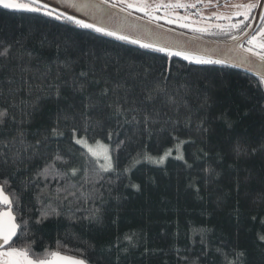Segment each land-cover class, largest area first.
<instances>
[{
  "label": "trees",
  "instance_id": "obj_1",
  "mask_svg": "<svg viewBox=\"0 0 264 264\" xmlns=\"http://www.w3.org/2000/svg\"><path fill=\"white\" fill-rule=\"evenodd\" d=\"M0 39L12 44L9 59L13 63L21 46L42 63H51L57 58L59 45V59L70 55L75 61L74 73L86 71L89 79H100L101 83L90 86L88 92L95 93L105 81L110 89L122 85L102 103L118 95L154 116L156 122L148 129L143 122L117 128L112 120L103 130H89L90 144L100 140L110 149L119 140L129 138L130 142L115 153L117 171L133 163L132 158L145 149L153 157L168 150L172 153L159 165L141 159L130 178H117L115 173L105 175L98 185L105 202L103 223L61 226L59 231L55 225H48L44 244L49 250L73 259L83 258L82 252L87 250V258L94 264H117L121 244L130 247L120 264H264V100L260 91L252 87L257 79L225 66L196 64L141 49L39 13L0 9ZM7 62L0 59V65ZM33 64L43 70L42 65L35 61ZM169 74L171 79H166ZM158 83L165 84L173 97H182L179 131L168 123L176 113L166 96L144 102L145 89ZM205 97L210 107L200 108ZM84 103V94L64 87L61 98L53 95L40 101L29 130L50 128L58 112L64 110L75 116L69 123L81 129L79 138L83 135ZM188 109L192 115L190 128L184 120L190 114ZM221 112L228 113L232 127L217 119ZM16 115L21 118L18 112ZM99 115L94 113V119ZM204 116L208 120L204 127L210 129L206 135L196 130ZM110 128L119 133L112 141L107 138ZM173 136L194 141L180 149L187 163L176 159L177 141ZM28 138L33 139L31 135ZM237 140L248 145L249 151H257L237 156L232 151ZM60 147L76 154L74 162L83 164L86 158L93 162L90 167L95 166L96 159L75 144L70 132ZM82 152L84 157L80 156ZM125 236L129 239L125 240ZM238 253L243 255L237 258Z\"/></svg>",
  "mask_w": 264,
  "mask_h": 264
},
{
  "label": "snow or ice",
  "instance_id": "obj_2",
  "mask_svg": "<svg viewBox=\"0 0 264 264\" xmlns=\"http://www.w3.org/2000/svg\"><path fill=\"white\" fill-rule=\"evenodd\" d=\"M60 2V0H57ZM123 2V0H122ZM199 2V0H198ZM66 7H77L75 0H63ZM101 5L115 7V0L109 3V0H99ZM128 8L136 7L129 3ZM195 4L182 3L181 0H175L174 3L159 4L153 11L159 8L180 9L195 7ZM235 7L244 8L245 11H237L235 15H244L246 18L255 7L264 8V0H255V3L247 5H235ZM0 9L11 10L13 12L39 13L53 18L57 21L65 20L76 27L83 29H92L97 33L109 37H115L117 40L139 44L143 49H153L159 53H166L168 57L182 56L184 60L196 64L224 63L222 60L205 59L202 56L193 55L186 49L173 50L167 43H148L143 42L139 37L130 38L128 35L121 34L115 30H109L103 26H97L94 23H85L83 20L75 19L72 16H65L63 13H56L55 9H49L44 0H0ZM138 11L145 12L146 15H152L144 7H137ZM123 11V9H121ZM106 14L102 11V15ZM159 20V16H152ZM187 20L188 17H178ZM218 19L223 17H217ZM174 21L169 19L168 23ZM180 27H189L187 23L180 24ZM222 31L226 30L223 25H216ZM238 28L236 24L227 25V29ZM194 31L204 32V28H197ZM235 41L233 51L241 64H247L252 71L257 67L252 56L256 57L258 67L261 71L257 72L258 83L252 84L261 93V100H264V53L253 52L252 48L244 47L240 36H231ZM16 43H19L17 41ZM254 41H249V44ZM260 47L264 49V44ZM12 44L0 39V59L8 61L0 65V206H6L7 210H0V264H58L59 261L66 259L60 256L58 252L49 250V246L44 244L46 239V230L48 225H55L57 230L61 226L72 228L75 225L84 223L88 226L101 225L104 220V196L98 188L102 184L105 175L115 173L117 178L122 175H128L130 178L134 167L141 159L152 164H163L167 157L172 153L168 150L164 155L153 157L146 151L138 152L132 158L133 163L126 166L122 171H117L118 157L116 152L122 150L129 142V138L119 140L115 146L110 149L109 145L96 140L94 144L89 143L88 133L90 129L100 128L103 130L106 123L112 120L116 121L117 128L124 124L143 122L145 129H148L151 123H155L154 116L145 108L139 107L135 102L128 104L127 98L116 96L115 100L108 103H102L104 97L110 92H118L122 85H114L112 89L108 87L107 81L104 86L95 93L88 92L92 85L101 83L99 78L89 79V73L81 71L78 74L73 72L75 61L70 55L66 59H59V45L57 48V58L51 62H41L33 56L30 51H26L21 46L18 55L13 63L10 57ZM67 52V49H64ZM251 53V55H248ZM36 65L34 66L33 62ZM55 69V70H54ZM71 73L68 78L66 74ZM166 79H171L169 74ZM64 87H69L73 92L84 94V111L81 116L84 120L82 131L83 135L77 138L81 131L70 121L75 120V116L61 110L50 128L43 130H29L31 117L37 109L41 100L55 96L61 98ZM181 87H184L181 85ZM166 96L167 102L172 106V111L176 113V118H170V123L174 131H179L180 121V102L179 99L170 95L166 85L158 83L152 88L145 89L144 102H151L157 96ZM179 89L177 90V97ZM125 105H128L127 107ZM69 107H74L70 105ZM185 107H187L185 102ZM210 107L207 97L204 98L200 108ZM264 107V105H262ZM105 109L107 111L105 112ZM189 115L184 117L185 126L191 127L192 115L191 109H188ZM199 111V109H197ZM19 113L20 119H17L16 113ZM94 113H101L94 119ZM158 115V113H157ZM143 119L140 121L139 117ZM217 119L223 121L228 127H232L233 121L228 113L221 112ZM208 122L207 116L201 117L196 125L197 132L207 134L210 130L204 125ZM71 133V139L75 144L81 145L86 152L96 158L95 166H89L92 161L85 158L83 164L74 162L78 158L70 149H62L60 144ZM117 129L110 128L107 138L112 141L114 136H118ZM33 139H29V136ZM177 141L176 151L177 160H184L183 154H180L181 146L194 141L180 140L178 136H173ZM237 155H250L257 149L252 148L240 140H237L232 148ZM206 155V153H205ZM81 157L85 153H80ZM103 163H99L100 159ZM191 167V165H188ZM207 171V170H206ZM111 183V182H110ZM138 188V185H131ZM15 213V215H14ZM19 230V231H18ZM15 237V239H13ZM129 237L125 236V240ZM264 241V236H261ZM59 244L60 241L58 240ZM129 246L123 244L117 248V264H120L122 257L126 256ZM42 248L43 251H37ZM85 250L82 252L83 258L73 259L71 264H94L87 258ZM111 253V248H109ZM243 253H238L237 258Z\"/></svg>",
  "mask_w": 264,
  "mask_h": 264
},
{
  "label": "water",
  "instance_id": "obj_3",
  "mask_svg": "<svg viewBox=\"0 0 264 264\" xmlns=\"http://www.w3.org/2000/svg\"><path fill=\"white\" fill-rule=\"evenodd\" d=\"M75 2L77 7L73 8L66 7L63 3V0H60V2H57V0H44V3L48 5L49 9H55L57 14L63 13L65 16H72L75 19L83 20L85 23H94L97 26H103L109 30H115L121 34L128 35L130 38L139 37L143 42L156 44L167 43L173 48V50L186 49L191 54L202 56L205 59H219L224 61V63L212 64L235 69L259 80L257 72L261 71V69L258 67V61L256 60V57L252 56V59L254 62H256L257 67L250 71L247 64H241L236 58V53L233 51L236 42L232 39L214 40L195 36L174 29L162 21L153 19L151 15H146L142 12L135 13L125 10L118 5L115 7L101 5L99 0H75ZM121 9H123V11H121ZM102 11L106 14L102 15ZM263 13L264 8L258 7L247 28L240 35H238L241 37V42L243 43L244 47L252 48L253 52H262V50L259 49L258 45L251 44V46H246L245 44L259 27ZM110 38L116 39L115 37ZM125 43L141 48L139 44H132L129 42ZM146 50L156 52L153 49ZM161 54L166 55V53ZM248 55H251V53ZM172 57L184 60L182 56Z\"/></svg>",
  "mask_w": 264,
  "mask_h": 264
},
{
  "label": "flooded vegetation",
  "instance_id": "obj_4",
  "mask_svg": "<svg viewBox=\"0 0 264 264\" xmlns=\"http://www.w3.org/2000/svg\"><path fill=\"white\" fill-rule=\"evenodd\" d=\"M184 3L188 4H195V7L191 8H180V9H165L163 7L159 8L158 11H153L155 9H151L149 12H153L155 15L164 16L167 21L169 19L173 20V23H166L167 25L174 27L176 29L179 25H174V23L182 24V23H192L198 26H203L204 22L210 24V28L215 31L213 37L207 36V33L204 35L214 40H229L231 36H238L240 35L249 25L251 22L255 11L258 7L252 9L251 13H249L248 17L246 18L244 15H235L237 11H245L244 8H237L235 5H247L249 3H255V0H184ZM205 14V15H204ZM187 16V20H176L178 17ZM203 16V17H202ZM217 17H223L218 19ZM229 24H236L238 28L235 29H227V25ZM216 25H223L225 26L224 31L220 28H217ZM180 27V26H179ZM183 28V27H182ZM264 28V13L262 20L260 22L259 27L252 35V37L246 42V46H251L249 41L253 39V37L257 36L262 29ZM261 53H264L262 50ZM7 209L6 206H0V210ZM3 250V249H1Z\"/></svg>",
  "mask_w": 264,
  "mask_h": 264
},
{
  "label": "rangeland",
  "instance_id": "obj_5",
  "mask_svg": "<svg viewBox=\"0 0 264 264\" xmlns=\"http://www.w3.org/2000/svg\"><path fill=\"white\" fill-rule=\"evenodd\" d=\"M183 1L184 0H181L182 3H184ZM109 2H112V0H109ZM170 2L174 3L175 0H123V2H122V0H115V4L118 5L119 7L123 8L125 10L135 12V13H141V12L145 13L143 11H138L137 7H144L145 9L150 11L151 9H153V7L156 8V6L159 4H168ZM129 3L136 5V7L128 8L127 5ZM151 13H152L151 17L152 16H159L157 14L155 15L153 12H151ZM159 17H160L159 21H162L163 23L168 24V21L164 16H162V17L159 16ZM176 20H179V18H176ZM179 21H181V20H179ZM174 25L180 26V24H177V23H174ZM188 25H189V27H183V28L177 26L178 28H181V29H177V30H180L182 32L189 33V34H192L195 36L205 37V38H209V37H206L204 35L205 33H207V36H211V37H213V35L215 33V31H213L212 28H210L211 27L210 24H208L206 22H204L203 26H198V25L192 24V23H188ZM172 28H174V27H172ZM197 28H204L207 31H204V32L194 31V29H197ZM174 29H176V28H174ZM209 39H211V38H209ZM251 41H254V43H252V44L258 45L259 49L264 51V49H262L260 47L261 44H264V28L262 29V31L257 36L253 37V39ZM93 158L96 159L95 157H93ZM103 162L104 161L101 158L99 163H103ZM4 210H7V209H4ZM60 256H62V255H60ZM63 257H65L66 259L59 261L58 264H71V261L73 260V258L67 257V256H63Z\"/></svg>",
  "mask_w": 264,
  "mask_h": 264
}]
</instances>
